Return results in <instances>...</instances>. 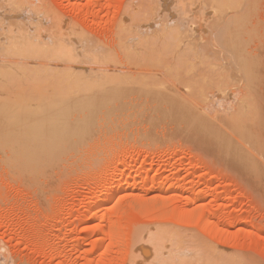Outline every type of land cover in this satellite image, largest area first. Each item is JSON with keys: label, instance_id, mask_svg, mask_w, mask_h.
<instances>
[{"label": "rangeland", "instance_id": "374dc122", "mask_svg": "<svg viewBox=\"0 0 264 264\" xmlns=\"http://www.w3.org/2000/svg\"><path fill=\"white\" fill-rule=\"evenodd\" d=\"M4 1L7 2L8 0ZM159 1L16 0L17 3L21 4L18 3L20 7L25 4L40 7L32 10L33 7L30 5L31 11H38V8L40 12L46 13L47 11L44 9L46 7L49 12L46 13L47 21L45 20V23H49L50 18H57L59 23L65 25L67 23L110 49L114 48L119 42L118 40L121 39L119 38L120 30H118L120 22L124 24L122 27H125V21L130 23L127 14L132 11L134 14L138 13V15L136 13L138 16H136V20L131 18V24L141 18L140 22L137 21L139 22L138 25L140 24L139 26L142 24L143 26H151V24H145L144 22L148 21V16L150 17L153 12L151 10L154 9V5L158 3L157 8H161V2ZM182 1H184L183 5L187 6L192 0ZM247 1L251 2L252 9L247 15L248 20L244 22L243 31L238 38L247 42V50L256 61L257 70L253 77L254 81L252 79V84L243 92V86H240V83H234L232 80L230 84L225 82L226 93L221 91L223 93L221 94L219 92L220 95H225L224 97L221 96L224 101L222 98L216 100L220 96L218 91L221 88L213 86L210 80L205 83H209L208 87L212 85V92L213 88L216 89L215 91L218 89L216 97L212 92L209 95L202 92L204 95L202 97L201 93L198 94V91L190 94H193V96L197 94L200 99L194 98L190 94L188 96L190 95L192 98L185 96L188 104L200 111L198 112V114H201L200 119L197 122L200 123L201 127H206L205 130H201V133L200 131L194 132L192 129L190 132L189 130L184 132L180 121L177 124L172 121L167 126V121L170 119L167 116L160 118L161 120L158 119L157 126L152 122L151 118H154L153 116H143V118L145 117V120L142 119L144 122L138 123L133 122L132 116H128L124 124V126L129 124L128 129L123 127L124 130L121 128L122 130H115L116 132L110 131L115 136L110 133L111 135L109 134L106 138L108 141L103 145L87 142L85 148L76 151L77 154L70 152L67 154L65 151L53 152L50 159L38 157L39 159L33 160L35 162H28L30 158L27 157L25 158L26 161L24 160L20 164L21 166L19 165L20 167L11 168L8 162L11 157L14 158L15 154L11 152L7 155V151H1L0 149V264H156L157 256H155L154 251L168 243L171 247L177 248L178 251L182 248L184 250L190 248L189 253L194 254L192 258L191 254H189L190 256L187 254L186 258L189 261L187 259L186 261L191 264H202V260H199V256L195 254L196 252L203 254L205 259L214 261L213 259L216 258V264H223L226 260L233 261V264H264V0ZM3 2L0 0V6L4 5L3 7H5L8 2ZM18 5L17 7H19ZM29 5H26V7ZM10 6L12 5L10 4ZM10 6V9L3 8V10L14 11L11 10L13 7ZM29 10L26 12H29ZM21 11L19 9L18 13H21ZM25 11H23V14L21 13L23 16H26ZM156 11L154 10L153 13ZM21 14H18V18ZM27 15L29 14L27 13ZM34 16L36 14L32 15L31 18ZM36 17L31 19L29 15L22 19L27 20L30 18L33 22V20L36 21ZM124 18L127 20L123 23ZM192 19L193 16H187L183 24H192L194 21L192 25H189L196 35L198 33V35L204 36L207 32L206 27H208L211 30H208L207 33L209 34L207 35L211 38L212 29L215 31L214 34L219 30V27L217 31L214 30L216 25L211 26L202 18L204 24L208 26L201 25L200 18L198 20ZM24 20L23 22H25ZM187 21L189 22L186 24ZM7 22L8 18L0 20V31L3 33L9 30ZM195 22L198 23L196 25V27L198 26L197 31L194 29ZM138 25L136 28H138ZM202 26H204L203 32L201 31ZM252 28H256V35L250 39ZM205 30L206 32H204ZM131 33H134L133 39L137 42L144 39L138 31H132ZM123 35L130 36L129 33L124 32ZM205 38H208V36ZM116 46L115 49L120 51L119 44ZM111 51L113 54V49ZM120 52L114 55L120 57L115 58V60H121L120 63L122 61L123 63H115V65L118 68H121V66H125V69L130 68L131 71H129L130 69H126V71L123 69L122 71L127 76L129 75L128 77L142 79L144 74L140 75L137 74L139 72L135 73V71L139 68L143 69L145 65L144 72L147 75L152 73L154 76L160 73L163 77L161 72L165 66L160 65V67H163H161L162 70L159 69L161 72L159 70V72L155 71V68L151 66L153 62L150 59H147V61L144 57L148 62L145 65L143 64L145 60L142 63L138 57L135 60L139 62L132 61L133 65H129V63L126 64L128 58ZM6 57L8 59H5ZM0 59L11 61L8 53H0ZM134 63L137 67L140 64L143 67L137 69ZM137 63L140 64L137 65ZM149 63L154 71L147 68ZM18 65L13 64L9 72L0 74V115L26 89L22 82L24 80L23 76H18L17 71L14 69ZM127 65L129 66L126 67ZM156 66L158 65H154V67ZM170 66L173 67V63ZM179 66H181L180 63ZM133 67L137 70L132 69ZM192 69L189 70L194 73L197 71H194L195 68ZM204 69H199L198 73L202 71L203 74L206 70L207 73L204 72V77L209 78V76H205L208 74V70ZM165 70H163V73L166 74L169 70L166 72ZM189 70L187 69L186 73ZM170 71L167 75L174 78L178 76V74L174 76L173 72V74H169ZM178 72L183 74L185 71L178 70ZM214 72H210V76ZM196 73L189 74L194 76ZM132 74L135 76L132 77ZM146 74L145 77L143 76L144 78H146ZM154 77L151 76L155 80ZM183 77L185 78V76ZM201 77L204 80L203 76ZM174 78H170V81L178 82V79L176 78L175 81ZM216 78L217 80L213 82ZM218 78L220 77L215 73L214 79H210H213V83L218 82L220 84L221 80L219 81ZM166 79L163 77L161 81ZM165 82L169 81L166 80ZM172 82H169V84ZM171 85L173 86V83ZM163 86L166 87L164 84ZM218 86L220 87V85ZM236 87H239V90L235 92ZM185 89L186 92L189 90L187 93L190 90L196 91L187 87ZM201 89L205 91L204 87ZM232 90H234L233 93ZM244 93H248V96L251 99L253 98L255 107L251 111L246 110L248 112L240 117V115H236V108L239 97ZM228 94H231V96L228 97ZM201 97L207 98L204 99L207 102H205L206 106L204 103L200 104L203 101L200 102ZM208 99L209 101H207ZM21 103L23 102H17L18 105H21ZM209 108L210 110H218L213 112ZM227 111L228 113H226ZM160 113L164 114L163 112ZM226 114L228 115L226 116ZM231 115H236L238 116H235L237 119L240 118L239 120H245L247 123L252 124V131L247 135L248 137L241 136L233 146H229V142L234 139L235 132L233 133L234 130H231L230 125H226L230 121L229 119H232L230 118ZM226 119L229 120L227 123ZM129 120L136 128L129 127L131 126ZM164 123L166 125L162 126ZM217 129L219 132L216 131ZM212 130L220 133L222 138L219 137L220 139L215 140V138L209 137L208 135H211ZM188 132L190 135H188ZM192 134L194 137L191 136ZM122 135L125 136L122 137ZM112 136L116 144L114 142L110 144L109 139ZM217 141L221 142L218 143ZM93 149H96V151ZM238 152L243 155L237 156ZM45 160L47 162H44ZM34 163L39 166H34ZM88 175L91 181L89 179L88 181L85 180L84 177ZM120 186H123L120 192L121 195L119 194L111 199V202L105 203V199L112 198L113 191H116ZM95 197L96 199L98 197V199H94ZM141 200L144 205L142 208L138 206ZM91 207L95 209V212L97 211L95 217L90 216ZM198 211L203 212L212 220L213 228L216 231L206 228L202 220L199 219L200 214ZM157 228L165 229L166 235L164 236L166 237L162 236L160 239L151 240L153 230L156 231ZM143 230H146V232ZM167 241L170 242L167 243ZM101 242H103V245ZM187 243L190 246L192 245L193 249ZM183 263L186 264V262Z\"/></svg>", "mask_w": 264, "mask_h": 264}, {"label": "bare ground", "instance_id": "6f19581e", "mask_svg": "<svg viewBox=\"0 0 264 264\" xmlns=\"http://www.w3.org/2000/svg\"><path fill=\"white\" fill-rule=\"evenodd\" d=\"M1 2H3V0H1ZM7 2H5L7 3L5 7H3L4 5L0 6V20H5L8 18L7 23L9 26V30L7 32L3 33L0 31V53H8L11 61H2L0 59V74H3L4 72H9L10 69L13 67V64L21 65L22 67L18 65L17 67H14V69L17 71L18 76H23L24 80L22 82L23 86L26 88L25 91L18 95L17 100L13 101L0 115V149L1 151H7V155H9V153L11 152L12 154H15L14 158L11 157V160L8 162L11 168H15L16 166L22 164L25 158L27 157L30 158V160L28 159V162L39 159L38 157H46L50 159L52 157L53 152L56 153L65 151L67 152V154L69 152L74 154L78 149L85 148L87 142L90 144L91 142H94L93 144L96 143L98 145H103V143L108 141L106 140V138L110 133H112L110 131L114 132L115 130H119L121 128L124 130L123 127H127L128 129L129 124L124 126L126 118L128 116H132L133 122L137 123L144 122L142 121V119L145 120V117L143 118V116H153L154 118L151 119L154 125L156 126L158 125V119L161 120L160 118H164V116H167L170 118H167L168 121L165 120L167 121V126L168 123H171L172 121H174V123L176 124L178 123V121H180L182 123L181 125L183 126L182 128L184 129V132H187L188 130L190 132V130L192 129L194 130V132L200 131L201 133V130H205L206 127H201L200 123L197 122L200 119L199 116L201 114H198V112L200 111L197 110L196 107H194L196 109L192 108L188 104V101L185 96L187 97L188 94H194L197 91L198 94L201 93L200 95L202 97L204 96V92L205 94L208 93L206 95H209V93L212 92V85L221 88L220 91H218L217 89L218 94L219 92L221 93V91H223V93H226L224 83L228 82L230 84L231 80L234 83H240L239 85L243 86V92L254 81L253 77L256 74L257 70L256 61L251 57V53H249L247 50V42L242 41L238 38V36H240L241 32L243 31L245 24L244 22L248 20L247 15L252 9L251 2L247 0H192L187 6L183 5L184 1L182 0H160L159 2H161V8H157L159 5L158 3L156 4L157 6L154 5V9L151 11H157L155 13L152 12L150 17L148 16V21H146L147 23L144 22L145 24H151V26H143L142 22V25L139 26L140 24L138 25V23L140 22L141 18L139 17L140 19L137 20L139 22H134V20H136L135 18L138 17V13L134 11L137 13L136 15V13L134 14L132 13V11L130 12L131 15L130 13L127 14L129 16H127V18L130 19V23L129 21H125L127 19L124 18L123 23L125 21V27L123 26V28L122 25L124 24H121L120 22L121 28L120 26L119 29L117 28L118 30H120V34H118L120 35L119 38L121 39L118 40V43L116 41V45L119 44L118 47L121 52L115 49L117 48V46L115 45L114 48L112 47L113 51L115 52H113V54L111 51L112 49H110L109 47L101 44L100 42H97L96 40L92 39L83 32L71 27L67 23L66 25L64 23H59V20L57 18H50L49 13L48 16L51 20L49 23H45L47 17L46 13L49 12L46 7L44 9L47 12L42 13L39 11L40 9L38 8V11H31V4H25L20 7L21 4L18 2L20 4L18 5L16 0H8ZM9 3L12 6H10ZM8 4L10 7H13L11 8V10L13 9L14 11L3 10V8H7ZM17 5L19 7H17ZM26 5H29L27 6L28 8L26 7ZM9 6L7 9H10ZM31 6L33 7V5ZM36 7L34 5L32 10H35ZM15 8H17L18 10ZM24 8L26 9V11L30 8L29 12H26ZM19 9L20 11L22 10V14L23 11H25L24 13H26L27 17L30 15V18L32 15H38V17L34 16L36 17V21L33 20L32 22L30 18H28L29 20L22 19L24 17L26 18V16H23L21 13H18ZM27 13L29 15H27ZM144 13L146 14V12ZM18 14H21L23 17L19 15L20 18H18ZM44 14L45 16H43ZM229 14H231V16H229ZM189 15L193 16L194 20L202 18L203 20H206V22H208L211 26L216 25L217 28L215 27L214 30L217 31L218 27L219 30L214 34L215 31H213L212 29V33L210 32V35L212 36L211 38H209V35H207L209 33L207 32L211 29H208V27H206L208 25L204 24V21L202 19H199L201 21L200 24H204V26L207 28V32L206 30L204 31L206 32L205 34L203 33L204 36L200 34L198 35V33L196 35L195 31L190 26L193 24L194 21L192 22V24L189 23L190 25L187 24L189 21L186 22L187 25L183 24V21ZM3 16L4 18L2 19ZM34 17H32L31 19H34ZM131 18H134V20L132 19L135 23H132L134 24L133 26H130L132 25ZM173 19H175V23ZM23 20L25 22H23ZM136 24L138 25V28H136ZM197 24L198 23L196 22L194 24L195 30L198 27H196ZM247 24L250 25L249 23ZM204 26L201 27L202 32ZM132 31H138L140 34H142L144 39L141 42H137L135 39H133L134 33H131ZM123 32L127 34L129 33L130 36L123 35ZM251 35L252 36L250 39H252L256 35V28L252 30ZM206 36H208V38H205ZM213 39L214 41H212ZM119 52L123 53V55L128 58V60L126 59V64L129 63V65H133L132 61H135L136 63L138 60L135 59H137L136 57H138L139 61H142V63L143 60L150 59L154 65H158L156 66L159 67L157 69L156 67H154L153 64H151V66L155 68V71L161 69L162 66H165L164 68H168L165 70L162 67L165 72L168 70L170 71V69L172 68L173 71L171 70L169 74H171L172 72L174 73V76L178 74V76H176L178 82H174L173 80V82L170 81V78L174 77L171 75H167L169 71L166 74L163 73L162 69V72L160 70L159 71L163 75L164 79L169 76L170 78L168 77L166 80L172 82L173 86L171 85L172 83H166V80H163V83V81H161L163 77L160 75V73L155 74L158 78L154 77L155 75L153 76L152 73L147 75L146 72H144V69H146L145 63H148V60H145V62L143 63L145 65L143 69L139 68L141 66L143 67V65L140 64L141 62L139 63V67H137L134 63L136 68H139L138 70L136 68L134 69V67L132 68L134 70H137L135 71V73L139 72L137 74H144V77L146 74V78H144L143 76L142 79L128 77L129 75L127 76V74L122 72L123 69H125V66H121V68L119 67V69L115 65V63H123V61L120 63L121 60H117V57H119V55L114 56L116 53ZM11 56H13L14 58ZM115 58L117 59L115 60ZM133 58L134 60H132ZM5 59L8 58L6 57ZM19 59L21 61H17ZM175 61H179L177 63L178 66ZM150 63L148 64L149 67L147 66V68H151L152 70H148L154 71V69L150 66ZM172 63L177 68H175L174 66H170L172 65ZM179 63L181 66H179ZM139 64L137 63V65ZM129 65H127L126 67H128ZM160 65L162 66L160 67ZM192 68H195L194 71L197 70V73L195 72L196 75L194 76L189 74H195L194 72L190 71ZM204 68L208 70V74H206L205 76H209V78L204 77V72L207 73ZM176 69L180 70L181 72H185L181 74ZM187 69H190V72L188 71V73H186ZM199 69L205 70L203 74L202 71H199L198 73ZM129 71H131V69ZM212 71L215 72L212 73L210 76V72ZM179 73L181 74L180 77ZM185 73L186 75L188 74L187 77ZM215 73L221 78H218L219 81L221 80L220 84H218V82L213 83L215 80H217V78L214 79ZM134 76L135 75L132 74V77ZM151 76L154 77L155 80L151 78ZM183 76H185L186 79ZM201 76H203L204 80H202ZM176 78H174L175 81ZM210 78L214 79H212L213 82ZM208 80H210L211 82H209L212 84L210 87H208L209 83H205L208 82ZM202 81L204 82L202 83ZM163 84L166 85V87L163 86ZM218 85H220V87ZM186 87L196 91L190 90V92L187 93L189 90L186 92ZM203 87L205 88V91H202L204 90L201 89ZM236 88L235 92L239 90V87L237 88V90ZM183 90L185 91V93ZM215 90L216 89L213 88V92ZM217 91H215L214 93L212 92V94H214L215 96ZM233 92L234 90H232V93ZM193 94L190 95L193 96ZM228 95V97L231 96V94ZM189 96L188 98L191 97ZM221 96L222 95L217 97L216 100L221 99L225 95H223L222 97ZM193 97L200 99V96L197 94H195ZM202 97L200 102L202 100L204 101L205 99V97ZM252 99L250 98V96H248V93H244L242 96H240L236 108V115H240L241 117L242 115H245L248 111H251L255 107V102ZM222 100L224 101L223 98ZM227 100L229 101V99ZM18 101H21L23 103H21V105H18ZM203 101L200 104L204 103L205 105L206 101ZM207 101H209V99ZM216 110L213 109L212 111L215 112ZM246 110L248 111L246 112ZM160 112H163L165 115L161 114ZM226 113H228V111ZM227 115L228 114H226V116ZM235 116L231 115L230 117L232 119L234 118V120L229 119L230 121L232 120V123L228 119H226V123L227 121H229V124L227 123L226 125H230V127H232L231 130H234L233 133L235 132L233 135L234 139L229 142V146L235 145V142H237L241 136H245L246 138V136L252 131V124L247 123L245 120V122L241 121L239 120L240 118H236L238 116ZM151 119H149V121H151ZM222 120L224 119L222 118ZM128 122L131 123V126L129 127H132V122L130 120ZM164 125L166 124H162V126ZM134 128H136V126ZM214 131H211V135H208V133L207 135L209 137L211 136L215 138V140L222 138L220 137L222 136L220 133ZM216 131H218V129ZM189 132L188 135H190ZM113 136L111 137V139L108 138L110 140L109 142H111L110 144H112L113 142L116 144V142L113 141ZM124 136L125 135H122V137ZM191 136H193V134ZM95 147L97 146L95 145ZM89 148L91 147L89 146ZM93 150L96 151V149ZM240 154L238 152L237 156H240ZM44 162L47 161L45 160ZM34 166L39 165H35L34 163ZM84 178L85 180L87 179V181L88 179L90 180L89 175ZM122 189L123 186H120L117 188L116 191H113L111 196L112 198L105 199V203H108V201L118 196ZM94 199H96V197ZM138 206L141 208L142 206H144L142 200L138 203ZM91 209L92 207L90 208V211ZM96 212L93 208L90 216L95 217ZM199 214V219L202 220V223L206 226V228L211 231H216L213 228L212 220L206 214L204 215L203 212H199ZM143 231L146 232V230ZM164 231L165 229L162 230L158 228L156 231L153 230V233L151 235L152 237L150 239L155 240L157 238L160 239V237L162 238V236L166 237L164 236L166 235V231ZM168 238L166 239L168 240ZM97 240L99 239L97 238ZM168 242L170 241H167V243ZM176 242L178 243V240ZM101 243L103 245V242ZM188 246L190 245L188 244ZM190 247H192V245ZM176 249L177 248L171 247L170 243H168L167 245L165 244V246L163 245V247L159 249H156L154 251L156 254L155 256H157L156 264H185L183 262H186V264H191L190 262H188V258H186L187 254H191L189 253L190 248L186 250L182 248V251H178ZM193 254L194 253L191 254V258ZM195 254L199 256V260H202V264H216V258L213 259L215 261L214 262L210 259L203 258V254H199L198 252H196ZM186 259L188 261H186ZM233 263L234 262L231 260H226L225 262H223V264Z\"/></svg>", "mask_w": 264, "mask_h": 264}]
</instances>
